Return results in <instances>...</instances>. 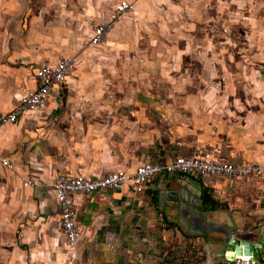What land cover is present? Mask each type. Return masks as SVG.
I'll use <instances>...</instances> for the list:
<instances>
[{"label": "crops", "instance_id": "obj_1", "mask_svg": "<svg viewBox=\"0 0 264 264\" xmlns=\"http://www.w3.org/2000/svg\"><path fill=\"white\" fill-rule=\"evenodd\" d=\"M119 1L90 0L99 13L90 16L89 0H0V114L35 88L44 63L72 56L90 61L82 70L77 64L74 83L66 80L43 111L0 131V156L13 164L0 167V264H21V255L23 264H33L32 252L46 242L52 264L61 255L67 256L63 264H207L216 262L215 241L224 234L248 240L255 239L251 231L264 235V182L171 174L139 192L75 195L81 234L75 249L66 248L53 190L59 176L133 173L145 161L169 163L195 153L264 167V95H257L264 93V59L252 48L251 30L219 32V0H129L132 12L114 22L105 42L84 47L87 22L107 19ZM243 3L264 7V0ZM252 18L247 13L232 19L251 26ZM208 40L213 50L202 57ZM93 51L109 59L87 55ZM177 56L179 71H171L169 80L163 64L175 67ZM213 87L218 101L227 96L228 103L209 118L200 97ZM98 143L107 144L116 167L89 171L92 159L87 166L74 163L83 155L81 145L87 144L91 157ZM23 178L35 186L23 188Z\"/></svg>", "mask_w": 264, "mask_h": 264}, {"label": "built area", "instance_id": "obj_2", "mask_svg": "<svg viewBox=\"0 0 264 264\" xmlns=\"http://www.w3.org/2000/svg\"><path fill=\"white\" fill-rule=\"evenodd\" d=\"M119 5V7H118ZM132 10L124 0L112 9L107 19L99 22L90 19L87 22L90 35L83 41L84 47H98L105 42L107 34L112 31L114 22L127 15ZM77 58H62L56 64L44 63L36 72V86L24 92L16 106L6 114H0V131L12 126L26 114L43 111L49 98L66 83L65 77L71 76L77 68ZM0 167L10 170L12 162L0 156ZM176 174L185 177L205 179L223 177L230 181L256 180L264 182V167L253 163L233 164L221 162L210 154L195 153L191 156H177L169 163L145 161L139 164L133 173L124 170L89 178L82 175L59 176L53 184V190L60 210V228L66 248H76L81 234L78 222L74 196L77 194L90 195L106 190H130L139 192L157 176ZM35 182L28 178L22 179L23 188H31ZM230 264H264L262 260L252 257H236Z\"/></svg>", "mask_w": 264, "mask_h": 264}, {"label": "clouds", "instance_id": "obj_3", "mask_svg": "<svg viewBox=\"0 0 264 264\" xmlns=\"http://www.w3.org/2000/svg\"><path fill=\"white\" fill-rule=\"evenodd\" d=\"M99 2H102V0H99ZM99 2L97 4V7H99ZM129 2V0H124V6H127V3ZM157 3H168L169 0H156ZM197 2H199V0H197ZM232 3L234 4H237L239 8H243L244 7V3H243V0H232ZM119 7V5H118ZM145 9H147V5H144ZM224 7H227V5H222L221 7V11H223V8ZM177 11H179V9H177ZM188 12H189V15L190 16H193V15H196L195 13V10L194 9H188ZM148 14V17L151 19L153 16H154V13H152L150 10H148L147 12ZM88 15H99V13L95 12L94 9H92L91 7V3H90V0H89V9H88ZM135 15L137 16L138 19H142L143 16H144V12H141L139 10L136 11ZM233 15H235L236 17H240V12H236L234 13ZM236 22V21H234ZM192 27V26H190ZM86 35H89L90 33L89 32H86L85 33ZM155 43V42H153ZM213 47L214 45L212 44L211 40H208L207 42V48L205 50L204 53H201V56L202 57H205L206 56V53L207 52H210L213 50ZM187 51H191V48L189 47L187 49ZM87 55H96V56H99L101 60H106V59H109V57L105 56V55H102L101 53L99 52H90L88 53ZM177 59V65L171 69L168 68V65L167 63L165 62L163 64V67L166 69L163 73V75L168 78L169 80L172 79L171 75H170V72L171 71H179V67H178V62H179V56L176 57ZM88 63L90 64V61H83V62H79L78 63V69L82 70L83 67L85 66V64ZM149 67H152V65H149ZM111 71H113V73H115V69H110ZM94 71L97 72V75L99 74V69H98V66H96L94 68ZM79 74V72L77 73H73V75H77ZM213 75H215V73H213ZM253 75H256V73H254ZM65 79L69 82V83H74V81L72 80L71 76H68V77H65ZM173 83H175V81H173ZM184 83H188V81H184ZM257 87H260V85H257ZM217 88L213 87L211 88V90L208 92L207 95H201V99L204 101V105L203 107L208 111V116L209 118L212 117V114L213 113H217V114H221L223 111H224V108L225 106L227 105L228 103V100H227V96L223 97L220 101H218L217 99ZM257 95H264V93H257ZM237 105L239 104V101H236ZM229 115H232V113L230 112ZM96 148L98 149V151L96 153H94L91 157L89 156V150H88V146L87 144H84V145H81L79 150L83 153V155L79 158V159H75L74 158V163L76 164H85L87 166V161L89 159H92L94 161L93 165L91 166V168H88L87 170L89 171H92L94 170L95 168H98V167H101V166H110V167H116V158L112 156L107 144H103V143H98L96 145ZM102 148V151H99V149ZM37 167H39V165H37ZM45 175L47 176L48 173L47 171H45ZM45 207V204L42 203L40 205V208L41 210H43ZM31 210L33 212H35V206H31ZM41 221H37V224H40ZM47 224H45L43 226V228H41V231L44 230V228H47ZM34 235L35 234H32L28 241L26 242H31V239L34 238ZM56 244H57V241H52L51 242V247L58 251V249L56 248ZM49 243L46 242L42 247L41 246H38L33 252H32V261H33V264H35V261L36 260H41L44 262V264H52V261H51V252L49 251ZM69 251L71 252L72 249L69 248ZM74 255V253H73ZM17 259H19L21 261V264H23L24 262V256L21 255L19 257H16ZM67 259V256H64V255H61L59 257V264H63V262Z\"/></svg>", "mask_w": 264, "mask_h": 264}, {"label": "rangeland", "instance_id": "obj_4", "mask_svg": "<svg viewBox=\"0 0 264 264\" xmlns=\"http://www.w3.org/2000/svg\"><path fill=\"white\" fill-rule=\"evenodd\" d=\"M219 19L217 22V30L221 33H239L240 31H243L244 29H250L253 33V38L256 37V39L253 42L252 48H255L254 51H257L256 55L257 58L264 59V7H260L258 5L253 4L250 8L243 7L242 9L239 7H234L232 3H230L228 0H219ZM222 5H227V7L223 8V11H221ZM132 6V5H131ZM163 8H158V10H162ZM167 8H165L166 10ZM181 8H179L180 10ZM240 12V16L244 14H251L252 21L251 26H248L247 24L239 23L238 21L234 22L232 19L234 13ZM132 12V10H131ZM214 13L215 9H214ZM261 21V22H260ZM260 32H261V39H260ZM162 41H165L162 39ZM230 42V40H227ZM258 49L261 50V53L258 52ZM156 58L163 59L165 56H154ZM173 57V56H170ZM166 58H169V56H166ZM175 58V56H174ZM224 73V72H219ZM222 243L221 239H217L215 241V245L217 248Z\"/></svg>", "mask_w": 264, "mask_h": 264}, {"label": "water", "instance_id": "obj_5", "mask_svg": "<svg viewBox=\"0 0 264 264\" xmlns=\"http://www.w3.org/2000/svg\"><path fill=\"white\" fill-rule=\"evenodd\" d=\"M249 234H252L255 239L240 238L234 233L224 234L225 239L221 240L222 243L218 247L216 262L207 264H230L236 257H252L254 260H262L261 250H264V235L252 231Z\"/></svg>", "mask_w": 264, "mask_h": 264}]
</instances>
